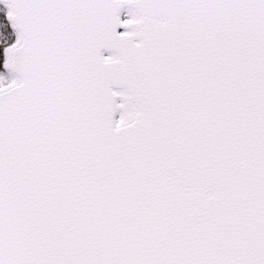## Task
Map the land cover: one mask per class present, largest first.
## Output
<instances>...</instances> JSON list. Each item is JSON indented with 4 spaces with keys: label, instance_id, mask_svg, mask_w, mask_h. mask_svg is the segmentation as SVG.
<instances>
[{
    "label": "snow or ice",
    "instance_id": "6c2138e0",
    "mask_svg": "<svg viewBox=\"0 0 264 264\" xmlns=\"http://www.w3.org/2000/svg\"><path fill=\"white\" fill-rule=\"evenodd\" d=\"M0 5V264H264V0Z\"/></svg>",
    "mask_w": 264,
    "mask_h": 264
}]
</instances>
